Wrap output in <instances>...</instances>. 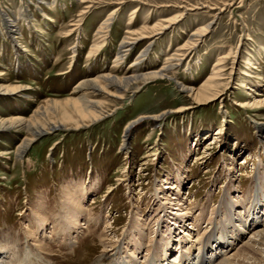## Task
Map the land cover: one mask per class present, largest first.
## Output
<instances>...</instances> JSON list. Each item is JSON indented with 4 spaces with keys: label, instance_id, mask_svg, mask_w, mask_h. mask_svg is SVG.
<instances>
[{
    "label": "rangeland",
    "instance_id": "374dc122",
    "mask_svg": "<svg viewBox=\"0 0 264 264\" xmlns=\"http://www.w3.org/2000/svg\"><path fill=\"white\" fill-rule=\"evenodd\" d=\"M94 1L0 0V82L26 86L22 96L0 97V118H30L49 100L81 95L72 94L78 83L105 73L159 71L211 25L168 78L109 102V113L89 127L42 135L23 162L12 152L28 133H0V264L127 262V233L140 222L146 236L138 264L170 235L174 251L158 264H194L212 234L223 244L204 257L219 264L264 229V0H199L209 7L191 11L198 0ZM21 6L16 31H7L2 11ZM172 18L178 21L146 58L149 40L117 62L130 34ZM210 82L218 91L213 100L198 102L182 91ZM143 117L128 141L129 125ZM67 185L89 195L70 231ZM225 206H233L230 213ZM186 227L202 246L178 245Z\"/></svg>",
    "mask_w": 264,
    "mask_h": 264
},
{
    "label": "bare ground",
    "instance_id": "6f19581e",
    "mask_svg": "<svg viewBox=\"0 0 264 264\" xmlns=\"http://www.w3.org/2000/svg\"><path fill=\"white\" fill-rule=\"evenodd\" d=\"M92 2L94 0H84ZM235 1V0H232ZM95 2V1H94ZM123 0H117L115 3L117 5H122ZM190 3V2H189ZM191 4V3H190ZM182 5V4H181ZM225 6V4H223ZM209 7V5L202 4L198 0L194 6H191V9L194 8H201V7ZM118 7V6H117ZM23 6L17 8L15 12L9 13L7 11H2V15L5 17L4 20V27L9 32H15L16 30L13 29L15 18H19L23 12ZM186 10L188 11L189 9ZM117 9V8H116ZM115 9V10H116ZM209 9V8H208ZM9 11V10H8ZM218 11L222 12L219 8ZM110 14L111 16L114 15ZM111 17L109 20H105L101 29H99L96 37H99V41H101L109 32L111 27ZM178 21L177 18H172L169 20H165L164 22L159 23L153 27H145L140 31H137L134 34H130L127 40L122 41L120 44V52L117 62H121L123 58L128 54L130 50H132L135 45L144 40H149L150 43L145 47V52H147L145 58L149 55L154 43L162 35L167 29H169L172 25H174ZM17 24H15L16 26ZM210 23L208 26L204 28L198 29L191 35V38L187 42V44L180 50L181 53L170 58L166 65L161 68L159 71H153L151 73L145 74H137L131 75L129 77H117L110 74H104L97 78L89 79L86 81H82L77 84V86L73 89V93L75 95L77 93L81 94L79 96H75L76 98H67L63 101L58 100H49L47 101V105L40 107L35 114L30 117L26 118L25 116H16V117H3L0 118V133L4 132H27V136L22 140V142L17 146L16 150L12 152L14 157L23 162V158L28 156V151L30 146L33 144L35 140L41 137L44 134H50L58 131H66L70 128L72 129H79L84 127H89L99 121H101L106 114H108L109 110V102H115L116 99H122L126 97L127 92H132L133 90L140 88L143 84L148 81L168 78V74L170 71L175 67L180 66L182 62V58L185 56L184 52L188 53L197 48L198 44L204 41V38L208 34L210 29ZM18 31V30H17ZM153 41V42H151ZM100 42L95 43L94 47H99ZM100 48V47H99ZM145 60V59H144ZM143 61V60H142ZM140 61V62H142ZM139 63V62H138ZM222 65V64H219ZM218 66V65H217ZM221 71V70H220ZM217 75V73H215ZM2 75L0 74V77ZM26 86L21 85L20 83H12L11 85L5 86L0 82V97H7V96H22L23 88ZM217 86L211 85V82L208 85L204 86L203 88L199 89L197 92L194 88H185L183 87L182 91H186L187 93L191 94V96L195 97V100L198 102H205L208 100L216 99L218 96ZM96 95L102 96L104 99H93L92 97ZM263 103V102H261ZM52 112L55 115L53 117L47 116L48 112ZM11 116V115H10ZM166 113L156 117L157 119L164 118ZM147 117H143L142 119L131 123L126 131L127 140L129 141L131 138V130L138 124L142 123ZM126 140V141H127ZM128 144V143H127ZM9 152V151H8ZM8 154V153H7ZM2 155H6V153H2ZM72 185V184H71ZM74 185V184H73ZM71 187V186H70ZM69 185L64 187V196L66 201L64 212L66 213V220L69 221V231L74 229L76 225L77 218L82 217L85 213V204L84 202L88 198V193H85V190H81V192L76 191L75 187L70 188ZM178 199V198H177ZM233 208L230 206H225L224 211L226 213H230L231 209ZM178 211L183 209L179 208ZM182 212V211H181ZM183 216L180 219L186 221V213L182 214ZM135 222L138 223L139 217L135 216ZM134 220V219H133ZM79 221V220H78ZM140 222V221H139ZM45 224V223H44ZM134 224V223H133ZM41 225V223H40ZM177 225V224H176ZM171 228V227H170ZM169 228V229H170ZM142 229V222L139 225L134 224L132 228L128 230L127 233V242L124 248L127 249L128 252H131L130 255H127V262L120 261L119 264H138L137 260L141 255V249L145 245V232H139ZM168 229V230H169ZM181 229V227H180ZM184 232H188L186 234V238H182L181 240L177 241L179 244H184L186 241V245L194 246L195 243L197 245L202 246V240H195V238H199V235H195L194 233L190 232L191 230L188 227L185 228ZM188 230V231H187ZM169 231H172L170 229ZM72 233V232H67ZM148 234V233H147ZM174 234V232H173ZM196 236V237H195ZM224 237V236H223ZM240 237V236H239ZM259 238V240H256ZM211 235V238L205 241V246L202 247V254L198 257V261L194 264H214L212 257H204L205 251H207V255L211 254L212 251V242L218 243L216 245L215 251L221 246L222 238ZM238 240V239H237ZM104 241V239H103ZM210 244L211 247H210ZM174 245V239L171 240V235L168 237H163L161 242L155 246L153 251L150 253L149 256L145 257L146 264H158L161 263L162 260L165 258L167 259L168 256L172 254ZM132 247V249L130 248ZM185 246V245H184ZM183 246V247H184ZM177 247V246H176ZM181 247V249L183 248ZM214 250V249H213ZM264 229L258 231V234L251 238L250 242L246 243L241 249H239L235 254L231 257H228L225 261L221 262L222 264H264ZM30 251V250H29ZM191 251V250H190ZM193 252H191L192 254ZM190 253L187 255L190 257ZM184 256V255H183ZM242 258V259H240ZM144 259V258H143ZM119 262V261H118ZM183 264H186V261H183ZM219 263V264H221ZM180 264V263H178Z\"/></svg>",
    "mask_w": 264,
    "mask_h": 264
}]
</instances>
